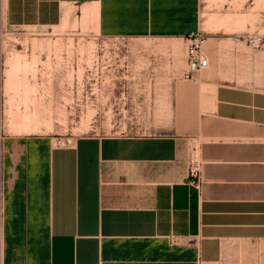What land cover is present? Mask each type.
Masks as SVG:
<instances>
[{"label":"crops","instance_id":"1","mask_svg":"<svg viewBox=\"0 0 264 264\" xmlns=\"http://www.w3.org/2000/svg\"><path fill=\"white\" fill-rule=\"evenodd\" d=\"M187 1L0 0V12L11 27L94 23L134 35L183 28ZM223 50L234 77L175 81V121L153 133L81 135L61 147L49 133L8 131L1 112V264H264V63L255 64L264 48L241 64Z\"/></svg>","mask_w":264,"mask_h":264},{"label":"rangeland","instance_id":"2","mask_svg":"<svg viewBox=\"0 0 264 264\" xmlns=\"http://www.w3.org/2000/svg\"><path fill=\"white\" fill-rule=\"evenodd\" d=\"M187 3L183 28L134 35L104 34L94 23L11 27L0 12V116L3 112L6 129L75 138L153 133L173 123L170 98L175 81H187L182 73L191 32L203 35L205 50L211 42L215 46L213 53L209 47L210 65L200 72L223 79L234 77L221 67L227 61L223 49L239 52L233 59L241 64L243 53L257 52L247 36L264 35V0ZM222 18L227 22L219 25ZM255 55L259 69L264 51Z\"/></svg>","mask_w":264,"mask_h":264},{"label":"built area","instance_id":"3","mask_svg":"<svg viewBox=\"0 0 264 264\" xmlns=\"http://www.w3.org/2000/svg\"><path fill=\"white\" fill-rule=\"evenodd\" d=\"M189 44L187 48V66L182 75L184 79L193 77L194 72L200 71L210 65V58L204 47L205 38L199 33L188 37ZM246 42L255 49L264 48V35H248ZM73 138L70 136L56 137V145L67 147L72 144ZM188 181L196 183L201 177V159L197 153L191 155L188 159ZM3 257V242L0 237V264Z\"/></svg>","mask_w":264,"mask_h":264},{"label":"bare ground","instance_id":"4","mask_svg":"<svg viewBox=\"0 0 264 264\" xmlns=\"http://www.w3.org/2000/svg\"><path fill=\"white\" fill-rule=\"evenodd\" d=\"M227 21H226V19L225 18H222L220 21H219V25H222V24H225ZM218 28H220L221 26H217ZM37 30V29H36ZM207 43H209V41L207 42Z\"/></svg>","mask_w":264,"mask_h":264}]
</instances>
